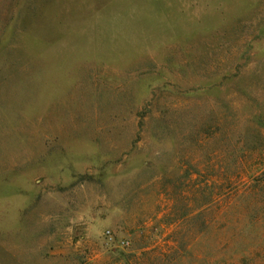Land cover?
I'll return each mask as SVG.
<instances>
[{
    "label": "rangeland",
    "instance_id": "obj_1",
    "mask_svg": "<svg viewBox=\"0 0 264 264\" xmlns=\"http://www.w3.org/2000/svg\"><path fill=\"white\" fill-rule=\"evenodd\" d=\"M264 0H0V264H264Z\"/></svg>",
    "mask_w": 264,
    "mask_h": 264
},
{
    "label": "trees",
    "instance_id": "obj_2",
    "mask_svg": "<svg viewBox=\"0 0 264 264\" xmlns=\"http://www.w3.org/2000/svg\"><path fill=\"white\" fill-rule=\"evenodd\" d=\"M258 125H259V126H263V127H264V125H263V123H262V122H258Z\"/></svg>",
    "mask_w": 264,
    "mask_h": 264
}]
</instances>
